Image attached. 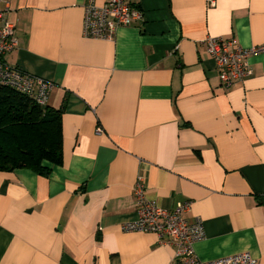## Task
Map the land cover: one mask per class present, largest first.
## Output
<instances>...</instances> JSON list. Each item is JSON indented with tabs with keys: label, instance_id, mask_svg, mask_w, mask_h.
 <instances>
[{
	"label": "crops",
	"instance_id": "crops-1",
	"mask_svg": "<svg viewBox=\"0 0 264 264\" xmlns=\"http://www.w3.org/2000/svg\"><path fill=\"white\" fill-rule=\"evenodd\" d=\"M85 3L3 0L17 40L4 62L66 103L62 165L0 173V264H171L155 234L121 229L138 179L163 209L189 203L198 260L264 264V51L225 88L200 45L264 47V0H134L141 18L109 41L83 36Z\"/></svg>",
	"mask_w": 264,
	"mask_h": 264
},
{
	"label": "built area",
	"instance_id": "built-area-1",
	"mask_svg": "<svg viewBox=\"0 0 264 264\" xmlns=\"http://www.w3.org/2000/svg\"><path fill=\"white\" fill-rule=\"evenodd\" d=\"M206 4L213 7L215 0H206ZM140 18L134 0H102L101 4L97 0H86L82 34L89 39L113 40L118 29L129 27ZM200 45L206 48L217 70V79L225 88L248 77L251 74L249 57L264 51V47L243 49L234 39L221 37H207ZM16 47L14 28L8 22L7 9L0 0V86L21 93L36 105L44 107L53 83L6 64L4 56ZM96 133L101 134V129H97ZM134 194L137 217L132 222L124 223L122 231L155 234L161 244L174 249L171 264H257L247 252L206 262L198 260L194 244L204 238V228L199 218L192 223L183 218V214L189 210V203L163 209L145 198L141 179L136 182Z\"/></svg>",
	"mask_w": 264,
	"mask_h": 264
},
{
	"label": "trees",
	"instance_id": "trees-1",
	"mask_svg": "<svg viewBox=\"0 0 264 264\" xmlns=\"http://www.w3.org/2000/svg\"><path fill=\"white\" fill-rule=\"evenodd\" d=\"M59 108L40 107L25 95L0 86V173L28 169L48 177L62 165L61 116Z\"/></svg>",
	"mask_w": 264,
	"mask_h": 264
}]
</instances>
